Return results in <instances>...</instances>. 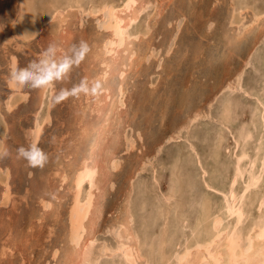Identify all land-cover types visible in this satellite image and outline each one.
I'll use <instances>...</instances> for the list:
<instances>
[{
  "label": "bare ground",
  "instance_id": "6f19581e",
  "mask_svg": "<svg viewBox=\"0 0 264 264\" xmlns=\"http://www.w3.org/2000/svg\"><path fill=\"white\" fill-rule=\"evenodd\" d=\"M83 1L18 0L13 23L10 25V29L15 31L17 36L23 40H30L31 37L38 35L51 19H57L59 25L57 27L62 28L64 26L61 27L62 22L66 21L71 9L76 8L81 15L97 16L98 25L106 32L101 42H95L98 45L93 43L96 49L92 52L91 62L98 67L95 68L93 75L87 74L89 80L85 82L91 84L88 92L95 94L91 99L92 102L86 104L91 117L87 116L88 121L83 120L85 113L83 112L77 118L76 124L79 129L75 131L71 139L76 153L69 151L70 158L67 159L66 166L65 162L61 161L53 164L57 166L56 169L53 168V173L59 176V184L64 185L65 190L62 189L63 192L56 196L54 204L47 199L50 197L49 193V197L46 196L47 200L43 199L45 197L40 199L42 209L52 211L51 214H57L58 218L59 209L63 204H67L65 238L68 246L60 250L61 252L58 251V247L54 248L51 255L55 257L63 252L65 254L62 255L63 262L67 261V264H264V48L261 49L254 63L251 55L253 47L259 42H264V0H230L228 22L235 26L234 35H236L230 39L231 42L228 45L223 43L224 41L218 35V38L214 37L212 46L220 53L219 62L229 59L233 54L237 53L239 57L241 53L248 52L244 56L242 66L227 74L229 78L226 80H215V83H211L213 84L209 91L211 95L203 100L205 105L192 107L184 118L175 122L177 124L173 123L169 135L166 134L157 139L158 143L153 145V157L156 156L155 154L158 155L165 144L181 139H185L188 144L189 157L187 155L188 159L183 160L182 157L181 160L177 150V154L172 155L173 159L169 163L171 169L169 185L166 189L160 186L156 163L151 166L150 181L146 176L147 182L144 181L146 178L139 177L136 185L138 201L135 203L131 201L136 184L134 179L143 174L150 163L151 155L141 157L138 163L136 161L137 164L132 168L133 172L131 171L132 177H129L130 188L122 207V217L115 219L114 223L111 222L109 226H105L107 229H104V231L108 230L107 235L113 233L115 241L112 242L100 239L97 241L96 230H98V219L105 207L103 206L105 187L107 185L109 190L114 188L115 183L111 173L118 171L123 165L116 151L119 135L121 134L124 139L122 149L124 151L136 147L135 137L138 138L137 140L142 138L139 128L136 131L132 129L136 133L133 136L127 133L128 128H132L133 124L130 121L129 123L123 121L125 117H123L122 108L125 105L127 72L134 66L139 67L140 63L149 60L150 56L157 57L154 67L159 68L163 54H169L171 51L185 14L179 11L180 15L173 17L175 18L174 28L170 32L168 42H164L166 45L157 46L151 42L142 47V42L136 41L145 39L163 7L155 5L157 8L150 21L146 19L138 24V20L149 6L153 2L157 4L158 0H121L119 6L114 0H90L88 3ZM116 3L119 2L116 1ZM248 10L252 15L251 19L259 23L248 31H239L238 28L247 26L243 19L244 13ZM210 19L206 20V28H210V24L214 22L213 18ZM171 21L173 20L167 21V24ZM10 37L13 38L12 35ZM10 37L6 38V41H9ZM159 46L164 47V53L160 55L158 54ZM9 65L11 73L7 79V86L10 92L7 93L3 105L6 110L11 111L19 99H27L28 93L22 91L23 88L12 85V73L17 69L16 56L9 57ZM214 65H209L208 75L216 73L213 72L216 70ZM249 65H253L254 72L261 77V84L253 93L255 103L247 121L243 111L238 113L234 108L232 94L233 91H242L243 94L250 96L249 88L245 89L242 83L244 68ZM140 67L141 70L144 69ZM205 74L206 71L202 73V78ZM155 76L157 77L158 74ZM208 79H216V76L208 77ZM180 82V95L175 100L178 101V108L181 109L186 103L187 90L182 84L183 81ZM38 92L37 108L26 133L29 145L36 146H39L38 142L45 136L44 126L53 124L50 110L52 102L47 98L53 92V84L39 89ZM218 99L219 110L215 119L219 128L211 157L208 156L210 162H207L197 153L196 147L190 140L192 137L189 139L187 134L186 137H182V133L189 132L192 124L197 120L210 117L211 106ZM5 121L0 123V154L6 150L5 139L10 132L8 123ZM200 124L201 122H197V125ZM119 126H122V130ZM192 131L195 130L190 132ZM140 146L137 148L142 150ZM222 151L226 155L224 159L220 158ZM69 154L66 152L62 157L65 158ZM63 158L60 160L63 161ZM193 158L195 169L190 170L191 166L187 168L185 165ZM184 167L190 172L183 171ZM10 174L7 168L0 166V184L3 187L0 203L4 206L11 194ZM213 196L216 198L212 199ZM148 199L151 200L148 202ZM148 207L149 210H147ZM62 220L61 218V222ZM56 240L59 239L56 238ZM99 240L101 242L93 250L95 242ZM5 246L2 245L0 255L5 254ZM57 252H59L58 255ZM56 263L59 264L58 260Z\"/></svg>",
  "mask_w": 264,
  "mask_h": 264
},
{
  "label": "rangeland",
  "instance_id": "374dc122",
  "mask_svg": "<svg viewBox=\"0 0 264 264\" xmlns=\"http://www.w3.org/2000/svg\"><path fill=\"white\" fill-rule=\"evenodd\" d=\"M84 1V3H88L90 0ZM114 1L118 6L121 3V0ZM116 1L119 3H116ZM155 5L163 8H160L161 13L150 29L151 32L149 30L145 39H137L138 41L136 42H142V47L151 42H154L157 46L166 45L165 43L168 42L170 32L174 28L175 18L173 17H178V15H180L179 11H182L185 14V18L183 19L179 34L174 39L170 53L163 54V59L161 60L162 67H154L158 59L155 56H150L149 60L142 61L140 63L141 65L139 64L144 68L143 70H141V67L138 65L140 68L134 66L133 69H130L131 71L127 72V90L124 97L125 105L122 108V110H124L122 114L123 117H125L123 121L128 123L130 121L131 124L134 125H132V128H128L129 130L127 129V133L133 136L135 132L132 129L136 131V129L138 130L139 128L142 138L137 140L138 138L135 137L136 147L124 151L122 150L124 139L121 134L119 135L120 138L116 148L118 153H116L120 155L122 159L121 164L123 165H121L118 171L112 172L113 174L111 173L112 180L115 183L114 188L109 190L107 185L105 187L103 196V201L105 199V204L103 206L105 207L102 209V214H100L98 219L97 229L99 231L96 230V240L100 239L101 241L104 240L107 242L115 241L113 233L111 232L112 234L108 233L107 235L108 230H105V232L104 229H107L105 226H109L111 222L114 223L117 219H121L123 214L122 207L125 204L127 192L130 188L129 177L132 175V168L139 162L141 157H149L151 155L149 158L151 164L149 163L147 165L148 169L146 167L143 174L138 175L137 178L134 179L136 184L133 188L131 201L135 203L138 201L136 199L138 197L136 185L138 184L139 177L143 179L148 177L150 181L149 169H151V166L155 165V163L157 173L159 174L160 186L163 189L168 187L169 173L171 171L169 163H171L173 159L172 155L174 153L177 154V150L179 151L178 154L181 160L182 157L183 160L188 159V144L185 139L178 140L177 142L171 141L163 146L158 155L155 154V159L152 156L154 153V144H156L158 141L157 139L160 137L162 138L163 135H169L173 123L177 124L175 122L184 118L192 107L196 105L202 107L205 105V101L203 100L211 95V93H209L213 85L211 83H215V80L224 81L229 78L228 75L231 72L235 71L239 66H242L241 64L245 59L244 56L248 53L243 52L239 57L236 53V55H231L232 57L229 59L227 58L228 60L225 59L219 62L220 53L212 46L215 40L214 37L218 38V35L219 38L224 41L222 42L227 45L231 42L230 39L234 38L236 35H234L235 26L228 22L230 0H158L157 4L153 2L147 11L141 15L138 24L146 19L149 21L151 20L153 12L156 10L155 8H157ZM17 6L18 0H0V123L6 119L5 122L8 123L9 131L12 132V134L9 132V135L5 139L6 150L0 154L1 168H7L11 173L9 189L11 192L10 198L5 206L0 203V249L2 245H6L5 254L3 253V255H0V264H57V260L59 264H62L64 260L62 255L65 254L62 252L60 253L61 255H58L59 252H57L58 256L55 255V257H53L51 252L54 248L58 247V251H60L68 246L65 238L67 204H63L59 209L60 214L58 213V218L56 216L57 214H54L55 216L51 214L52 211L50 212L42 209L40 199L43 197H45L43 199H46L50 195L47 199L54 204L56 196L63 192L62 189H64V185L61 186L59 184V176L53 173V168L56 169L57 167L53 164H55L54 162L61 161L65 162L66 166V161L70 158L69 151L74 152L73 154L76 153L71 139L72 136L75 135V131L79 129V126L76 124L77 118H79L83 112H85L83 114V120H85L87 116H89V118L91 117L90 114H88L89 111L86 104L90 101L92 102L91 99L94 98L95 94L90 91L88 92L91 84L85 82L89 80L87 74L93 75L94 70L98 67L95 66V64L92 65L93 62H91L92 52L96 49L94 44H96L95 42H101L106 32L98 25L97 16H92V14L88 16L85 14L81 15L76 8H72L66 21L62 22L61 27L64 25L62 28L57 27V19H51L38 35L31 37L30 40H23L16 35L15 31L10 29ZM249 11L250 10L244 13L245 18L243 19L247 26L238 28L239 31H248L258 25V21L251 19L252 15ZM208 18H211L210 20L213 18L212 21H214L213 23L215 24H210V28L213 27V29L206 28L205 26ZM169 20L173 21L167 24ZM11 35L13 38L10 37ZM9 37V41H6V38ZM83 41L87 47L81 49L80 45ZM60 43L62 45H60ZM49 44H55L58 60L64 57L69 59L70 67L66 70L61 79L52 83L53 92L50 97L47 98L52 102L50 103V110L53 120L51 122H53V124L50 123L44 126L43 131L45 136L37 144L39 145L38 148L46 153L47 159L42 167H33L30 166L26 160L18 156L17 149L21 146L27 147L29 145L28 135H26V133L27 128L32 124L33 113L37 108L39 89L24 87L22 91L28 93L26 96L27 99H19L13 110H9L10 112L6 110L3 104L10 92L7 86V79L11 73L9 57L11 55L16 56L17 68H25L36 61ZM59 46H61V48H59ZM160 46L158 47L159 55L164 53V47ZM263 48L264 42H259L253 47V53L251 54L253 63L258 58ZM248 51H250V49ZM88 55L90 56L88 57ZM209 62H211V66L216 63V66L214 65V69L216 70L213 71L216 73L207 74V69L209 70L210 65ZM202 70L206 71V74L203 75L206 78H202V73L205 72ZM152 73H155V75L158 74V76L156 77ZM212 76H216V79H213L214 81L208 79V77L210 78ZM180 81H183L182 84H184L188 94H185L187 96L186 103L181 109L178 108V101L175 100V98L180 95ZM242 83H244L245 89H247V87L249 88L250 96L243 94L242 91H233V106L238 113L243 111V115L248 121L249 114L255 103V96L253 97V93L259 89L261 84V77H259L258 73L254 72L253 65L244 68ZM176 91L178 92L176 93ZM217 107H219V99L212 104L210 117L207 116L197 120L198 123L201 122L200 125H197V122L192 124L190 131L195 130L192 131L194 132V136L190 131L182 133V137H186L187 135L189 139L192 137L190 140L196 147L197 153L200 154L199 156L204 158V160L206 159L205 161L207 162H210L208 158L211 157L210 154L219 128L218 122L215 119L217 117V110H219ZM128 117H130V119ZM212 119L213 121H211ZM85 121L88 120L86 119ZM202 122L204 123L203 125ZM120 125L122 124L120 123ZM119 127V129L122 130V126ZM224 130L226 132V129ZM139 145H141L140 147H142V150L137 148ZM141 151L143 152L141 153ZM66 152L69 155L63 158L62 155L66 154ZM222 152L220 153V158L224 159L226 155L224 152L222 154ZM61 158H63V161L60 160ZM161 165L163 166L161 167ZM185 166H187V168L191 166L189 169L194 170V158L190 160V162L187 161ZM187 168L184 167L182 170L190 172ZM146 180L147 178L144 179V181ZM2 188L0 184V195ZM215 198L216 196H213L212 199ZM150 200L151 199H148L147 201L149 202ZM149 209L148 207L147 210ZM61 218L63 219L62 222ZM50 224L53 227L49 226ZM50 229L51 232H49ZM60 233L61 235H59ZM56 238L59 240L57 241ZM100 240L99 242H97V240V243L95 242V248H93V250H95L96 245L101 242ZM63 264H67V261H64Z\"/></svg>",
  "mask_w": 264,
  "mask_h": 264
},
{
  "label": "clouds",
  "instance_id": "9594fccd",
  "mask_svg": "<svg viewBox=\"0 0 264 264\" xmlns=\"http://www.w3.org/2000/svg\"><path fill=\"white\" fill-rule=\"evenodd\" d=\"M86 47L87 45L81 42L80 48L83 49ZM69 67V59L64 57L58 60L55 44H49L36 61L25 68H17L12 73V85L19 88L31 87L33 89H44L54 81L61 79ZM33 152L40 154L38 162H34ZM17 153L20 158L26 160L33 167H42L47 159L46 153L34 144H30L27 147H19Z\"/></svg>",
  "mask_w": 264,
  "mask_h": 264
},
{
  "label": "snow or ice",
  "instance_id": "6c2138e0",
  "mask_svg": "<svg viewBox=\"0 0 264 264\" xmlns=\"http://www.w3.org/2000/svg\"><path fill=\"white\" fill-rule=\"evenodd\" d=\"M32 156L34 162H38V158L40 157V154L38 152H33Z\"/></svg>",
  "mask_w": 264,
  "mask_h": 264
}]
</instances>
